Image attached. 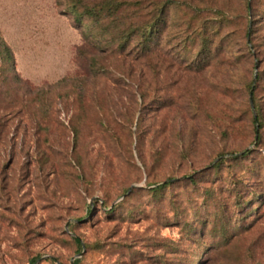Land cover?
I'll list each match as a JSON object with an SVG mask.
<instances>
[{
    "label": "rangeland",
    "instance_id": "obj_1",
    "mask_svg": "<svg viewBox=\"0 0 264 264\" xmlns=\"http://www.w3.org/2000/svg\"><path fill=\"white\" fill-rule=\"evenodd\" d=\"M105 1L0 0V264H264V0Z\"/></svg>",
    "mask_w": 264,
    "mask_h": 264
},
{
    "label": "trees",
    "instance_id": "obj_2",
    "mask_svg": "<svg viewBox=\"0 0 264 264\" xmlns=\"http://www.w3.org/2000/svg\"><path fill=\"white\" fill-rule=\"evenodd\" d=\"M127 4L128 3L117 2L115 0H106L105 2L101 3L100 6L96 5L93 8H86L84 10V14L91 16V17H95V20H99L106 13H109L112 15V14L120 11L122 9V7H124ZM245 8H246V12H247L248 19H249L248 21L249 22L254 21V19H253L254 18V15H253L254 10H253V5H252V0H246ZM151 28H152V26L149 28V30L144 32V34H143L144 39L150 40V38L153 37V31ZM253 34H254L253 29H251V28L247 29V32H246L247 37H252ZM0 54L3 56V60L5 62L13 63L14 57H13L12 50L6 44V42H4V40H2V39H0ZM253 120L255 123H259V127H262V124H260L261 119H260L259 112L255 113ZM260 139H261V135L258 133L256 142H255V149L257 148ZM253 151H255L254 148H251V149H248V150L241 152L240 155H238V156L235 155V156H236V158H238V157L244 158V157L252 154ZM172 183H173V180H167V181L163 182L162 184L158 185L153 191L159 192L160 190L167 188ZM76 241L80 242L78 239H76ZM84 249H85V247L83 248V251H84ZM36 262H37V259L33 260L32 264H35Z\"/></svg>",
    "mask_w": 264,
    "mask_h": 264
},
{
    "label": "water",
    "instance_id": "obj_3",
    "mask_svg": "<svg viewBox=\"0 0 264 264\" xmlns=\"http://www.w3.org/2000/svg\"><path fill=\"white\" fill-rule=\"evenodd\" d=\"M256 76H257V74H256ZM81 256H82V254L78 255L77 258H78V257H81Z\"/></svg>",
    "mask_w": 264,
    "mask_h": 264
}]
</instances>
